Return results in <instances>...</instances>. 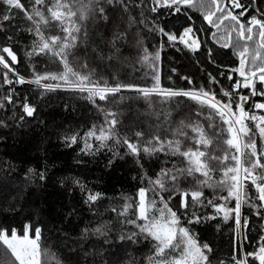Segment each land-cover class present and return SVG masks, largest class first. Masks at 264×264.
Segmentation results:
<instances>
[{"label":"trees","instance_id":"obj_1","mask_svg":"<svg viewBox=\"0 0 264 264\" xmlns=\"http://www.w3.org/2000/svg\"><path fill=\"white\" fill-rule=\"evenodd\" d=\"M22 2L28 5V0ZM240 2L249 8V16L257 15V8L264 11V0H256L255 4L252 0ZM128 3L130 13L145 23H137L128 30V40L121 46L122 59L101 61L92 53V49L98 45L104 46V41L110 38L117 24L120 30L127 27L124 23L127 14L122 20L117 5L115 11L109 12V23H89L87 41L81 44L74 58L78 64L86 60L89 69H95L94 78L108 79L110 83H115L112 77L118 76L125 83L150 85L152 70L147 65L136 63L134 34L139 33V38L150 52L160 51L157 66L164 87L178 90L204 88L216 92L218 99H228L222 95L221 89L232 91L234 81L229 80V76L240 79L232 71L238 67V58L231 48L222 47V42L212 36L216 29L203 21L199 12L182 9L176 13L174 9L166 7L151 12L149 8L153 5L150 0H128ZM137 4L140 7H136ZM5 7L0 5V13ZM186 11L192 16L191 20L184 14ZM141 12L142 17L139 15ZM189 26L193 28L191 35L200 41L196 52L182 43L168 41L158 31H149L158 27L179 35ZM30 27L31 23L23 18L22 13L9 21H0V47H12L19 61L14 66L15 70L26 80L33 79L35 72L55 73L59 70L49 57L27 55L32 51L34 39L28 31ZM85 46L90 55H85ZM89 69L79 70L87 72ZM3 71L0 67V72ZM9 75L12 78V74ZM183 77H188L192 83L189 84ZM211 78L217 82H211ZM12 89L15 103L0 109V120L8 124V127H0V229H16L19 232L25 225L40 227L42 244L47 253L42 258L44 264H149V257L154 255L155 241L146 234H140L133 225L121 223L124 217L118 216L112 209L119 211L125 198L136 197L137 190L146 186L145 173L154 178L162 167H171L172 162H178L179 158L163 153L152 157L142 154L137 164L134 157L126 155L125 148L111 141L108 142L111 150L105 147L96 151L94 147L93 154L81 151L84 134L94 125L99 126L104 122L105 113L97 105L117 113L119 123L116 132L120 136L132 137L134 132L141 130L149 134V126L156 123V117L148 115L150 109L146 103L135 99L136 93L124 91L118 94L124 97L122 101L117 97L112 103L97 101L94 104L86 98V93L64 87L44 92L31 83L4 85L0 87V98L8 95ZM242 91L248 94V90ZM258 100L264 98H252V101ZM23 102L31 104L37 111L33 117H26L21 122L15 117L22 114L20 104ZM160 107L158 103L154 110ZM164 107L171 110L173 125L181 119L199 120L207 128L204 116L208 110L204 109L203 114L197 116L195 112L199 106L187 98L176 97ZM216 122L219 123L218 120ZM73 135H77L78 142L68 146L65 137ZM255 139L258 149L264 147L258 136ZM88 142L98 146V142ZM29 169L44 172L46 179H37L28 172ZM218 177L219 173L214 174V179ZM74 180H79L87 191L100 193L101 198L95 203H85L86 191L73 183ZM204 191L206 196L212 197L211 189ZM164 195L167 196V193ZM177 202V198L170 202L174 210ZM157 205L160 206L159 201ZM193 211L198 216L208 217L215 214L214 209L196 205L188 209L187 215L181 216V225L187 227L199 243L207 244L212 249L208 253L211 264H234V255L242 259L246 252L257 250L259 237L264 235V209L243 205L242 223L243 218L247 217L248 227L239 230L232 218L225 221L222 214L216 219H202L200 223L188 224ZM258 211L261 215L256 214ZM104 225L107 226L106 236L92 231ZM84 229L89 230L87 234ZM131 232L138 233L134 240L117 239Z\"/></svg>","mask_w":264,"mask_h":264},{"label":"snow or ice","instance_id":"obj_2","mask_svg":"<svg viewBox=\"0 0 264 264\" xmlns=\"http://www.w3.org/2000/svg\"><path fill=\"white\" fill-rule=\"evenodd\" d=\"M150 2L153 5L149 8L151 12H156L159 7L174 9L176 13H180L182 9L199 12L203 21L216 29L212 36L222 42V47L233 50L238 58V67L232 71L240 79L228 77L234 81L232 91L221 89L227 100L218 99L216 92L204 88L178 90L164 87L157 66L160 51L150 52L144 46L142 38H139V33L134 34L136 63L147 65L152 70L150 85L125 83L118 76H113L112 79L116 82L110 83L108 79L94 78L95 69H89L86 60L79 64L76 62L74 58L77 50L87 41L89 23H109V12L115 11L117 5L121 10L122 20L124 14H127L124 20L127 27L120 30L117 24L110 38L104 41V46L98 45L92 49V53L101 61L122 59L121 46L128 40V30L137 23H145L143 19L137 20L130 13L128 0H28V5L22 0H0V5L6 6L0 13V21H9L22 13L23 18L31 23L28 31L34 39L32 51L27 55L49 57L59 69L55 73L35 72L33 79L26 80L15 70L14 66L19 63L17 54L11 46H3L0 47V67L4 70L0 72V87L31 83L44 92L64 87L74 92L86 93V98L94 104L97 101L112 103L117 97L122 101L124 97L118 94L124 91L136 93L134 98L143 100L150 109L148 115L156 117V123L149 126V134L141 130L134 132L132 137L120 136L116 132L119 123L117 113L97 105L105 113L104 122L99 126L94 125L84 134L81 138V151L93 154L94 147L96 151L105 147L111 150L108 143L111 141L114 145L125 148L126 155L134 157L137 164L140 163L142 154L152 157L163 153L168 157L179 158L178 162H172L171 167H162L154 178L145 173L146 186L137 190L135 198H125L119 211L115 208L112 211L124 217L121 223L133 225L139 229L140 234H146L155 241L154 255L149 257V264H211L208 253L212 249L207 244L199 243L195 235L181 225V216L187 215L188 209L196 205H205L214 209L215 214L201 217L193 211L191 218L187 220L188 224L200 223L202 219H216L222 214L225 221L232 218L239 230L248 227L247 217L243 218L242 223L243 205L264 209V147L258 149L255 139L258 136L264 144V100L252 101L253 97L264 98V11L257 8V15L249 16V8L240 0ZM252 3L255 4L256 0H252ZM136 7L140 5L137 4ZM184 14L189 20L192 19L187 11ZM139 15L142 17L143 12ZM149 31H158L168 41L182 43L193 52L200 47L199 39L190 35L193 33L191 26L179 35L158 27L150 28ZM85 55H90L87 53V46ZM80 68L89 70L82 72ZM183 79L192 83L188 77ZM211 82L217 81L211 78ZM242 90H248V94H244ZM12 92L14 89L0 98V109L15 103ZM176 97L187 98L198 105L195 112L197 116H201L203 110L207 109L204 116L207 128L199 120L193 122L181 119L178 124L173 125L172 112L164 106L169 105ZM158 103L161 107L154 110ZM36 111L34 106L23 102L20 104L22 114L15 119L22 122L26 117H33ZM0 127H8V124L0 120ZM209 129L212 130L211 133ZM89 140L98 142V146L89 143ZM65 141L68 146L76 144L77 135L65 137ZM28 172L41 181L46 179L44 172L37 173L34 169H29ZM216 173H219V177L214 179ZM73 183L86 191L85 203H95L101 198L100 193L87 191L79 180H74ZM206 188L212 190L211 198L206 196ZM174 198L178 200L175 210L170 206ZM229 204L232 206L229 207ZM181 210H184L183 213ZM256 214L261 215L259 211ZM88 231L84 229L85 234ZM92 231L106 236L107 226L96 227ZM137 235V232H131L127 236L120 235L117 239L132 241ZM46 254L40 227L25 225L19 232L16 229H0V264H44L42 258ZM232 259L234 264H264V235L259 237L257 250L246 252L242 259L235 255Z\"/></svg>","mask_w":264,"mask_h":264},{"label":"water","instance_id":"obj_3","mask_svg":"<svg viewBox=\"0 0 264 264\" xmlns=\"http://www.w3.org/2000/svg\"><path fill=\"white\" fill-rule=\"evenodd\" d=\"M214 29V28H213ZM18 64V63H17ZM17 64L15 66H17Z\"/></svg>","mask_w":264,"mask_h":264},{"label":"rangeland","instance_id":"obj_4","mask_svg":"<svg viewBox=\"0 0 264 264\" xmlns=\"http://www.w3.org/2000/svg\"><path fill=\"white\" fill-rule=\"evenodd\" d=\"M191 35V34H190Z\"/></svg>","mask_w":264,"mask_h":264}]
</instances>
